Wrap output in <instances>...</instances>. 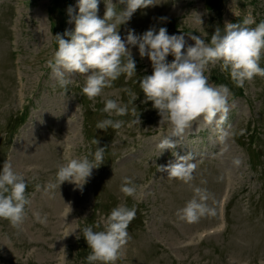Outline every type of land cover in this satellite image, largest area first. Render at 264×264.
<instances>
[{"label":"rangeland","instance_id":"374dc122","mask_svg":"<svg viewBox=\"0 0 264 264\" xmlns=\"http://www.w3.org/2000/svg\"><path fill=\"white\" fill-rule=\"evenodd\" d=\"M154 2L117 26L122 39L128 29L141 34L150 27H166L168 34L183 33L190 45L194 42L187 34L207 42L226 23L246 16L256 23L264 20V0ZM75 4L76 0H0V166L7 160L25 177L30 200L19 226L0 218V264H88L85 257L91 249L79 229L91 225L101 230L118 205L135 206L136 214L127 227L130 239L115 264H264V76L255 75L237 87L219 61L210 63L205 71L208 83L230 90L227 119L217 127L198 118L180 137L171 138L174 149L160 154L157 145L170 134V127L159 124L151 101L142 103L138 81L152 68L135 46L130 50L136 72L127 78L121 74L91 99L82 93L86 74H72L71 82L61 88L48 67L57 48L54 36L74 28L67 9L72 6L74 15ZM105 4L117 12L124 7L118 0H100V18ZM259 65L264 67V53ZM124 89L137 97L132 104ZM106 99L127 104L129 112L109 116L101 111ZM133 107L140 124L128 126ZM105 118L125 124L120 129H96ZM97 146L105 148L104 163L92 170L82 191L64 182L45 193L59 165ZM174 152L193 157L196 167L189 183L157 171L158 165L175 160ZM125 177L136 186L135 196L120 191ZM195 187L206 190L212 213L195 222L181 220L177 209L193 197ZM71 194L73 201L64 215ZM37 212L46 216L44 223L35 219Z\"/></svg>","mask_w":264,"mask_h":264},{"label":"clouds","instance_id":"9594fccd","mask_svg":"<svg viewBox=\"0 0 264 264\" xmlns=\"http://www.w3.org/2000/svg\"><path fill=\"white\" fill-rule=\"evenodd\" d=\"M99 2L76 0L74 15L73 7H68L74 28L54 36L57 48L47 60V65L58 78L61 88H66L71 82L72 74H86L82 93L91 99L100 95L105 87H110L111 82L121 74H126L127 78L136 72L130 50L135 46L141 58H148L152 68L151 74L142 76L138 81L144 94L142 103L151 101L152 108L157 110L160 117L159 124L167 123L170 127V134L163 136L157 145L160 154L165 149H174L176 142L171 138L180 137L198 118L208 124L215 123L217 127L227 119L230 90L223 84L213 87L208 83L205 71L210 63L219 61L221 70L229 72L237 87H242L246 80H251L255 75L264 76V67L259 65L264 53V20L256 23L251 16H246L241 22L226 23L223 30L217 27L207 42L200 35L187 34L194 42L190 45L183 33L168 34L166 27H150L141 34L128 29L122 39L117 26L129 21L137 9H145L156 3L154 0H118L124 7L117 12L110 4H105L103 18H100L97 15ZM160 19L165 20L166 17ZM253 24L255 26L251 27ZM169 55L173 57L171 61L167 59ZM124 91L129 92L131 99L128 103L132 104L137 97L128 89ZM129 110L127 104H118L112 99H106L101 109L109 116H123ZM131 112L134 119L128 126L140 124L134 107ZM124 124L123 120L105 118L96 123V129H120ZM220 138L223 139V133ZM92 142L98 144L97 139ZM104 152V147L97 146L94 152L89 151L59 165L55 180L44 186L45 193L59 188L64 182L72 183L82 191L92 170L104 163ZM173 155L175 160L158 165L157 171L167 172L168 177L189 183L196 167L192 155L180 156L175 152ZM26 186L25 177L5 160L0 166V218L9 220L13 226L22 223L25 206L30 204L25 194ZM120 191L126 196H135L137 189L131 179L125 177ZM193 192V197L177 209L181 220L195 222L201 216L212 213L205 202L206 190L195 187ZM135 214V206L118 205L107 214L101 230H94L91 225L79 229L91 249L85 257L88 264H115L121 249L130 239L127 227ZM33 215L40 223L46 221V216L42 217L38 212ZM95 227L100 228V225Z\"/></svg>","mask_w":264,"mask_h":264}]
</instances>
